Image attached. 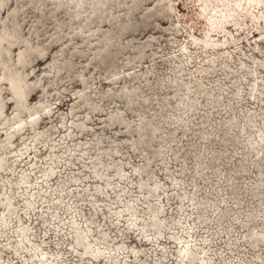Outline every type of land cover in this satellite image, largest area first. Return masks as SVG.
<instances>
[{
  "label": "rangeland",
  "instance_id": "1",
  "mask_svg": "<svg viewBox=\"0 0 264 264\" xmlns=\"http://www.w3.org/2000/svg\"><path fill=\"white\" fill-rule=\"evenodd\" d=\"M3 30L0 264H264V0H0Z\"/></svg>",
  "mask_w": 264,
  "mask_h": 264
},
{
  "label": "bare ground",
  "instance_id": "2",
  "mask_svg": "<svg viewBox=\"0 0 264 264\" xmlns=\"http://www.w3.org/2000/svg\"><path fill=\"white\" fill-rule=\"evenodd\" d=\"M3 32H6L5 30H3V31H0V36L1 35H3L4 33ZM6 34V33H5ZM4 34V35H5ZM4 38L5 37H3V38H0V42L2 41V40H4ZM6 52L7 53H9V51L8 50H6ZM24 54H27L26 52H22V51H19L18 52V54H17V60H18V62L19 63H25V62H27V60L25 59L24 60ZM23 55V56H22ZM4 64H5V66L7 65V62H4ZM51 68V67H50ZM56 68L55 67H52V70H55ZM3 78L4 79H7L8 80V86H9V89H11L12 90V92H13V96H14V98L15 99H17V98H19L20 99V97H21V102H18L17 103V107H18V109H21V108H26V106H25V104H24V101H25V99H26V97H27V93H28V91H29V89L28 88H26L24 85H23V77H22V74L19 72V71H10V72H7V73H5L4 75H3ZM26 93V94H25ZM85 97V96H84ZM79 98V97H78ZM81 98V97H80ZM83 98V97H82ZM81 100H83V99H81ZM84 101V100H83ZM44 111H46V109H44ZM48 112V111H47ZM0 113H1V107H0ZM21 115V113L20 112H16V113H14L13 114V117L16 119L18 116H20ZM117 115V114H116ZM0 121H1V119H0ZM36 121H37V119H36V116L35 115H33V116H30V118H29V121H28V125L32 128V129H34L35 128V125H36ZM120 122V121H119ZM0 125H2V123H0ZM21 125V123L19 122V121H17V123L14 125V128H16V127H19ZM147 125V124H146ZM81 125H79V127H80ZM150 126H152V125H150ZM145 127V126H144ZM17 129V128H16ZM143 129V128H142ZM155 129V128H154ZM18 130V129H17ZM145 130V129H144ZM18 132V131H17ZM16 132V133H17ZM137 132V131H136ZM10 134L11 133H8V137H10ZM43 135L42 136H44V134L45 133H42ZM39 136L41 137V132L40 133H35V135L33 136V138H32V143H34L35 142V140H38V139H40L39 138ZM47 136V135H46ZM116 151V150H115ZM6 164H5V159L3 158V157H1L0 156V171H2L3 169H4V166H5ZM118 169V168H117ZM140 169H138V170H136V172L137 171H139ZM117 171V170H116ZM53 173V170L52 169H49L48 171H47V174L48 175H50V174H52ZM21 181L22 182H24L25 180H24V177L22 176L21 177ZM4 205L6 206V208H5V213H6V217H9V215H11L12 214V211L9 209V206H10V201H9V199L8 198H6V200L4 201ZM31 205V203H27V206H30ZM126 210L130 213V215L132 216V211H130V207L129 206H126ZM154 218H155V211L154 210H152V208H151V210H150V220H154ZM149 220V221H150ZM154 226H157V227H160V224H155ZM20 230V233H19V237H20V239L21 240H23L25 237H26V234H25V228L24 227H22V228H20L19 229ZM72 239L73 240H75V241H78L79 243H81V244H79V243H76V244H79L80 246L82 245L83 246V252H89V246L86 244V243H84L83 242V240H85L86 238L83 236V235H81L78 231H74V233H73V235H72ZM21 242V241H20ZM18 248H20L21 247V244L20 243H18ZM181 252H182V255H181V259L182 260H187V261H190V260H192L193 259V255H192V253L190 252V250H189V247H184V246H182V248H181Z\"/></svg>",
  "mask_w": 264,
  "mask_h": 264
},
{
  "label": "water",
  "instance_id": "3",
  "mask_svg": "<svg viewBox=\"0 0 264 264\" xmlns=\"http://www.w3.org/2000/svg\"><path fill=\"white\" fill-rule=\"evenodd\" d=\"M23 56V55H22ZM26 94V93H25Z\"/></svg>",
  "mask_w": 264,
  "mask_h": 264
}]
</instances>
